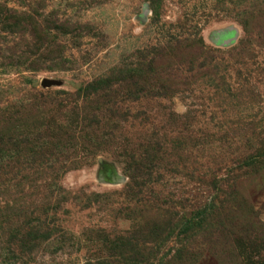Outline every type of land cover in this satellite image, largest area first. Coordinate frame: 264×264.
Returning a JSON list of instances; mask_svg holds the SVG:
<instances>
[{
	"label": "rangeland",
	"instance_id": "1",
	"mask_svg": "<svg viewBox=\"0 0 264 264\" xmlns=\"http://www.w3.org/2000/svg\"><path fill=\"white\" fill-rule=\"evenodd\" d=\"M0 264H264V0H0Z\"/></svg>",
	"mask_w": 264,
	"mask_h": 264
},
{
	"label": "trees",
	"instance_id": "2",
	"mask_svg": "<svg viewBox=\"0 0 264 264\" xmlns=\"http://www.w3.org/2000/svg\"><path fill=\"white\" fill-rule=\"evenodd\" d=\"M23 20H29L27 22V25L29 24V26L32 28V31L34 33H41V35L43 36V30H42V26H39L38 24H36L33 21L30 20H36V17L34 16V19L31 17H25ZM44 42H46V40L43 38Z\"/></svg>",
	"mask_w": 264,
	"mask_h": 264
}]
</instances>
